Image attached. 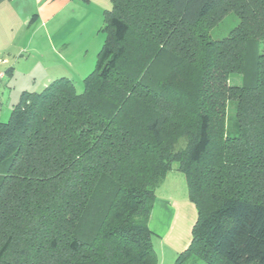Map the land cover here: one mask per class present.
Masks as SVG:
<instances>
[{
    "label": "trees",
    "instance_id": "16d2710c",
    "mask_svg": "<svg viewBox=\"0 0 264 264\" xmlns=\"http://www.w3.org/2000/svg\"><path fill=\"white\" fill-rule=\"evenodd\" d=\"M110 1L83 91L51 80L0 119V264H157L172 171L196 209L173 264H264V0Z\"/></svg>",
    "mask_w": 264,
    "mask_h": 264
},
{
    "label": "rangeland",
    "instance_id": "374dc122",
    "mask_svg": "<svg viewBox=\"0 0 264 264\" xmlns=\"http://www.w3.org/2000/svg\"><path fill=\"white\" fill-rule=\"evenodd\" d=\"M73 2L74 4L67 8V17L61 19L63 22L61 25L47 30L43 27L34 29L33 24L29 25L30 27H20L16 24L10 36L14 43L0 45V61L4 59L0 64V70L5 72L10 67L6 78L11 82L4 97L0 99L1 120L9 119L12 103L19 100L24 88L28 91H39L45 84L40 86L41 82L47 77L52 78L51 80L68 78L77 93L83 91L84 79L94 70L98 52L105 39L103 12L111 8V1L74 0ZM238 23L237 15L233 11L227 12L210 29L209 34L213 39H221L226 37ZM236 80L239 82V78L234 77L230 83ZM9 94L11 98L13 97L11 104L8 100ZM227 116L228 118L231 116L230 106ZM155 193L163 197L170 196L177 201L188 200L183 174L179 171L168 173ZM185 211V218L180 224L174 225V233H172L180 243L191 235V228L196 219L195 208H185ZM166 220L168 221L167 218ZM163 224L161 226L164 227ZM156 235L155 233L152 235V245L157 256V264H173L178 256V250L175 248L177 243L164 241V237Z\"/></svg>",
    "mask_w": 264,
    "mask_h": 264
},
{
    "label": "crops",
    "instance_id": "0c3cea01",
    "mask_svg": "<svg viewBox=\"0 0 264 264\" xmlns=\"http://www.w3.org/2000/svg\"><path fill=\"white\" fill-rule=\"evenodd\" d=\"M73 1L74 0H5L0 2V45H12V43H14L13 40L10 39V36L16 24L20 25V27H30L29 25L33 24L34 29L43 27L47 30L61 25L63 23L61 19L67 17V8L69 5L74 4ZM3 60L4 59L0 61V64L3 63ZM9 71L10 67L5 70V76L0 81V99L4 97L6 89L9 88L8 84L11 83L9 78H6L7 72ZM51 79L52 78L47 77L41 82L40 86L44 83L45 86ZM8 100L10 104L11 101H13V97L11 98L10 94ZM191 207L193 209L195 208L189 200L177 201L170 196L163 197L162 195L156 194L154 205L150 213L148 225L152 233L157 234V237H164V241L170 240L174 244L177 243V247L175 248L178 250V253L188 245L191 235L184 238L182 243L177 242L176 235H172V233H174V225L181 223L186 215L185 208ZM162 223L165 224L164 227L161 226ZM170 226H172L171 230L169 228Z\"/></svg>",
    "mask_w": 264,
    "mask_h": 264
},
{
    "label": "clouds",
    "instance_id": "9594fccd",
    "mask_svg": "<svg viewBox=\"0 0 264 264\" xmlns=\"http://www.w3.org/2000/svg\"><path fill=\"white\" fill-rule=\"evenodd\" d=\"M189 140L187 135L178 136L173 144L174 151H182L188 146Z\"/></svg>",
    "mask_w": 264,
    "mask_h": 264
},
{
    "label": "built area",
    "instance_id": "2783aa9c",
    "mask_svg": "<svg viewBox=\"0 0 264 264\" xmlns=\"http://www.w3.org/2000/svg\"><path fill=\"white\" fill-rule=\"evenodd\" d=\"M5 72L0 70V81L4 78Z\"/></svg>",
    "mask_w": 264,
    "mask_h": 264
}]
</instances>
